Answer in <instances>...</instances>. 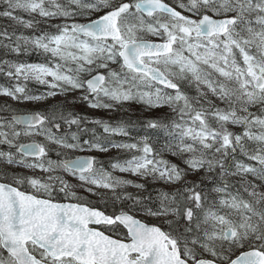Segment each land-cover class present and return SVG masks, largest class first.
<instances>
[{"label":"snow or ice","instance_id":"1","mask_svg":"<svg viewBox=\"0 0 264 264\" xmlns=\"http://www.w3.org/2000/svg\"><path fill=\"white\" fill-rule=\"evenodd\" d=\"M0 5V18L32 31L0 30V49L17 57L0 59L9 81L0 96L80 93L45 111L0 108L8 112L0 116V143L8 145L0 163L47 173L0 176V264H264V0ZM30 52L44 61L19 59ZM30 80L45 91L30 92ZM77 102L109 111L140 103L173 115L109 123L68 110ZM136 124L143 133L133 137ZM111 149L130 153L110 163L113 171L178 187L156 201L125 193L132 208L100 210L74 189H109L120 199L118 188L146 187L94 155H74Z\"/></svg>","mask_w":264,"mask_h":264},{"label":"trees","instance_id":"2","mask_svg":"<svg viewBox=\"0 0 264 264\" xmlns=\"http://www.w3.org/2000/svg\"><path fill=\"white\" fill-rule=\"evenodd\" d=\"M166 1L170 2L171 4L176 3V0H166ZM2 7L3 6L0 5V8H2ZM98 14L99 13L93 14V17L95 15H98ZM5 26H11L8 28L9 32L13 31V28H15L17 34L23 33L24 35H32V31L30 29L21 28V30L19 31L18 30V27H20L19 25H15V23L12 21H8L6 19L0 18V30H2ZM40 27H44V25H40ZM0 59L16 60L17 57L11 53H8L7 55H5V50L0 49ZM19 59L22 61H26V62L27 61H41V62L44 61V57L41 55H38L36 52H30L26 55H22L19 57ZM3 80H6V77L3 76L2 74H0V82L3 83ZM32 85H33L32 92H34V93L35 92H37V93L41 92L42 89L45 88L44 86L37 85L36 83H32ZM27 86H28V84H27ZM189 94L194 95L195 94L194 90H191ZM40 109L42 111L50 110V103L43 104L42 106H40ZM135 109H136V106H135ZM24 110H26V109L24 108ZM117 111H118V114L115 115V120H113V121L117 120L116 122L128 121V120L136 122L139 120H144L145 118L147 119V117H149V119L166 120L169 116H171V115H169V114L167 115V113H165L166 116L161 117L160 114H162V113H159V114L153 113L150 116L148 115L147 117L141 118V117L137 116L136 111H131V110H128L127 108H124V107L118 109ZM132 118H134V120ZM134 129H133V132L135 131L137 133L138 132L141 134L143 133V130L141 129L139 124H136ZM119 138H122L124 140L128 139L125 137H118V136L115 137L116 140H118ZM163 138H164V133L161 132L159 134V139L162 141ZM154 139H156V137H154ZM129 157H130V153L127 151H116L114 154L109 155V156L108 155H101L98 157V160L103 162V165H104L106 170L112 172V169L110 167L111 162H115L117 160L123 161L124 159H127ZM164 158L171 161L172 163L181 164V161L178 158L173 157L171 155L165 154ZM181 167H184V165H181ZM112 174L115 176H119L123 179L131 180L135 183H144L146 185V187L145 188H138V189H127L126 188L127 186H125V187L118 188L116 190V192L120 194V196H121L120 199H116L114 193L111 190L106 191V192H102V191L97 192V193H99V195H93L92 193H89V195H86L87 197L84 198L86 201H89V202H91V204L97 205V206L105 209V211H107L108 213H113V212H117V211H127L129 208L133 207V201L126 199L124 197L125 193L131 194L133 197H136V196L147 197V196L151 195L153 198V201H156V197H157L158 192H168V191L174 190L176 187H178V185H176V184H163L162 185L158 182H152L151 179H148L146 181H135L133 179H129L127 177L117 175L113 172H112ZM198 178H199V175L195 176V177L187 176V179L190 181L198 180ZM230 179L234 180L236 178H230ZM76 184H78V183H76ZM77 189L79 190V191H76L77 195L82 197V194L80 193V190H82V188L77 187ZM96 197H98V199H96ZM154 219L155 218H153V219L147 218L145 220L149 221V220H154Z\"/></svg>","mask_w":264,"mask_h":264},{"label":"rangeland","instance_id":"3","mask_svg":"<svg viewBox=\"0 0 264 264\" xmlns=\"http://www.w3.org/2000/svg\"><path fill=\"white\" fill-rule=\"evenodd\" d=\"M20 13H25V12H23V11H21ZM27 16H28V14L27 13H25ZM25 17V19H26V16H24ZM9 21V20H8ZM13 22V21H12ZM21 26V25H20ZM146 38H151V39H155V38H153V37H146ZM31 63H37V62H31ZM30 81H32V80H30ZM0 87H5V86H0ZM79 95H80V93L79 92H75V93H71V94H69L67 97H65L64 95H62V94H58V95H56V96H54V97H49L46 101H54L55 103H59V101H62V100H66V98L67 99H72L73 97H79ZM0 99H2V100H5V101H8V102H11V99L10 98H8V97H4V96H0ZM65 100L64 101H62L61 102V104H64V102H65ZM43 101H45V100H41V101H23L22 102V105L23 106H33V107H36V106H38L40 103H42ZM127 105H128V108H129V110H131V111H136L134 108H135V106H136V104L135 103H126V104H124L123 106H125V107H127ZM68 107H74V108H76V109H82L83 111H84V113L85 114H87V115H99V116H105V117H108L110 114V112L112 111H109V110H105V109H94V108H90V107H88L87 106V104H85V103H83V102H77L75 105H69ZM164 110H166L167 111V113L168 114H173L172 112H171V110L170 109H166V107H164V108H152V109H149V108H145V109H142V110H140V111H138L140 114L142 113V114H147V115H151L152 113H155V112H161V111H164ZM118 113V112H117ZM88 117H90V116H88ZM240 129H233V131H239ZM55 131V130H54ZM33 138H36V137H33ZM38 139H40L39 137H37ZM113 149H111L109 152H111ZM96 153H101V152H96ZM75 154H79V153H75ZM181 165H183L182 163H181ZM23 169V171H24V173H27V174H29V175H31L32 173H34V172H36V173H39V174H46V173H44V172H40L39 170H32V169H26V168H22ZM112 172L113 173H115V174H117V175H121V176H124V177H127V178H129V179H133V180H135V181H145V180H148L149 178H147V179H145V178H143V177H137V176H135V175H132V174H130V173H122V172H119V171H113L112 170ZM47 175V174H46ZM45 175V176H46ZM197 175H200V174H198V173H189V177H194V176H197ZM67 177V176H66ZM71 179H73V183L72 184H76V182L78 181V180H76V179H74V178H72V177H70ZM156 182H158V183H161V184H168V183H166V182H163V181H156ZM129 188H136V187H133V186H129ZM98 189H103V188H98ZM136 189H138V188H136ZM75 191H76V189H74ZM140 215V214H139Z\"/></svg>","mask_w":264,"mask_h":264},{"label":"flooded vegetation","instance_id":"4","mask_svg":"<svg viewBox=\"0 0 264 264\" xmlns=\"http://www.w3.org/2000/svg\"><path fill=\"white\" fill-rule=\"evenodd\" d=\"M0 86H7V85L0 84ZM5 103L10 105L12 109H19V110L23 109L22 102H17L14 100H11V102H8V101L2 100V99H0V108H2ZM3 115H8V112L7 111L0 112V116H3ZM90 126L93 127L94 125L90 124ZM85 138H87V136H85ZM0 151L7 152L8 151V145L0 143ZM52 158L53 159L56 158L54 154L52 155ZM4 172H8L9 175H11L12 173H23L22 168H20L18 166H15V165L8 166V165H5L3 163H0V176H2ZM97 192H100V191H97ZM96 199H98V197H96Z\"/></svg>","mask_w":264,"mask_h":264},{"label":"water","instance_id":"5","mask_svg":"<svg viewBox=\"0 0 264 264\" xmlns=\"http://www.w3.org/2000/svg\"><path fill=\"white\" fill-rule=\"evenodd\" d=\"M167 2V1H166Z\"/></svg>","mask_w":264,"mask_h":264}]
</instances>
